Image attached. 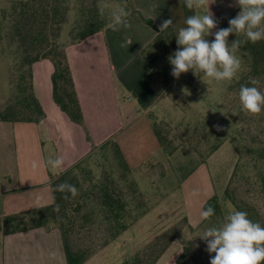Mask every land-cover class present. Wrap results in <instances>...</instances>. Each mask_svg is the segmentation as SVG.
I'll return each mask as SVG.
<instances>
[{
    "label": "trees",
    "instance_id": "trees-1",
    "mask_svg": "<svg viewBox=\"0 0 264 264\" xmlns=\"http://www.w3.org/2000/svg\"><path fill=\"white\" fill-rule=\"evenodd\" d=\"M230 1L223 0V5ZM72 2L80 9L77 13L79 16L77 26L82 32L63 46L58 41L55 27L57 26V31L61 30ZM106 3H114L118 8L105 7ZM10 4V12L5 11V20L8 22L5 28L15 52L9 100L0 108V121L39 123L45 119L46 114L35 92L33 66L38 61L49 59L55 68L52 74L54 101L73 122L83 126L90 140L67 57V46L105 29L111 23L112 13L120 7H124L129 13L138 12L133 0H13ZM183 12L185 18L197 14L196 9L189 10L184 5ZM144 20L157 29L151 19ZM157 31L155 39L143 50V56L149 67V81L160 96L176 81L171 75L172 65L168 58L178 46L174 27L164 32L158 29ZM241 45L244 48L240 68L243 73L226 91V98L231 110L234 111H243L239 101V90L241 86H251L250 77L257 78L264 90V40L255 44L242 42ZM245 114L247 117L245 127L239 130L232 121H227V127L231 130L229 139L239 159L231 174L225 195L237 210L246 211L251 220L264 225V111L257 114L261 117L259 121L254 115L247 112ZM153 127L163 150L168 157L171 156L172 152L168 148L169 145H173L176 138H169L170 130L166 129L167 126L162 128L158 119L153 122ZM190 130L191 127H187L184 135ZM199 135L201 134H195L194 138L198 139ZM203 135L202 138H208L207 135ZM221 143L220 141L218 144L208 146L207 155L218 150ZM109 146L113 147L122 160L127 173L135 174L129 168L118 144L109 141L95 148L89 158L53 181L55 201L52 205L36 210L31 216L25 214L6 216L0 221V229L8 234L32 227L58 225L63 234L68 264H84L100 250L101 246H107L109 242L118 239L148 211L147 198L135 180L131 179L122 187L112 174L108 173L101 178L92 175L86 180L88 188L82 193L79 192L75 198L68 194L69 199H64V193L54 190L56 185L63 182L75 185L79 190L80 179L74 172L87 160L94 159L101 148ZM145 166L141 171L145 172ZM150 167H153V164L150 163ZM192 172L193 170L188 172L185 178ZM251 193L254 196H251ZM57 205L59 208L55 210ZM209 206L214 208L215 216L203 224L213 225L217 223L219 216L223 215L222 206L216 195L205 202L204 209ZM183 225L191 231L195 230L186 216L183 218ZM181 230L182 227L177 226L167 229L144 247L134 248L119 264H156L173 241L182 240ZM93 231L103 237L102 244L91 238L94 235ZM182 243L184 249L177 260L178 264H206L203 250L195 247L197 244L194 239L182 240Z\"/></svg>",
    "mask_w": 264,
    "mask_h": 264
},
{
    "label": "crops",
    "instance_id": "crops-1",
    "mask_svg": "<svg viewBox=\"0 0 264 264\" xmlns=\"http://www.w3.org/2000/svg\"><path fill=\"white\" fill-rule=\"evenodd\" d=\"M133 3L138 12H130L127 17L130 28L114 31L107 26L67 46L90 140L83 126L73 122L54 101L53 62L45 59L34 64L35 92L46 117L39 123L0 121V221L13 214L31 216L36 210L52 205L53 181L109 141L118 144L133 172L146 164L164 166L168 162L153 127L157 119L153 108L162 95H157L149 81L143 50L155 39L164 20H173L175 32L184 26L183 4L180 0H133ZM237 11L238 8L232 15ZM144 18L151 19L157 29ZM122 44L126 46L121 47ZM58 156L65 161L61 169L31 167L33 160L43 162ZM207 195L199 201L183 202L185 216L194 228L204 222L199 213L211 198L209 188ZM139 228L137 219L125 232L136 238ZM182 252L183 244L175 240L156 264H178ZM0 264H68L60 227L51 224L8 234L0 229Z\"/></svg>",
    "mask_w": 264,
    "mask_h": 264
},
{
    "label": "rangeland",
    "instance_id": "rangeland-1",
    "mask_svg": "<svg viewBox=\"0 0 264 264\" xmlns=\"http://www.w3.org/2000/svg\"><path fill=\"white\" fill-rule=\"evenodd\" d=\"M11 1L13 0H0V108L9 100L11 68L14 63L15 47L10 45L11 40L5 28L8 25L5 20V11L10 12ZM74 3L70 5L61 30L57 31V26L55 27V32H58V41L63 46L73 41L82 32L77 26L79 23L77 13L80 9ZM102 4L105 5L104 2ZM106 5L105 7L110 9L118 8L114 3H106ZM237 8L238 11L232 15V11ZM209 9L217 21V28L213 29V35L207 37L211 42L215 31L227 28L228 21L239 13L240 8L235 5V0H231L227 5H223V0H216ZM196 10L197 14L206 11V9ZM243 38V35L232 34L228 42L231 44L233 40L242 41ZM243 53L244 48L240 45L236 52L240 60ZM242 73L243 70L240 69L231 81L218 83L202 74L197 77L190 70L182 73L179 79L167 88L159 103L153 108L162 128L167 126L166 129L170 130L169 138H176L173 145H169L168 149L172 155L168 157V162L164 166L155 163L157 165L150 167V164H147L144 167L145 172L140 169L134 171L135 174L127 173L122 160L113 147L109 146L101 148L94 159L87 160L74 172L80 179V193L88 188L86 180L90 176L101 178L109 173L122 187L126 186L131 179L135 180L148 203V211L138 218L140 220L138 236L130 237L129 232H125L122 237L109 242L107 246H101V251L95 253L88 264H119L134 248L144 247L162 232L176 226L182 227V240L194 239L197 244L195 247L203 250L205 263L210 264L211 255L214 254L206 251L205 242L197 236L212 225L204 223L197 228L193 227L194 231L183 225L185 217L183 202H194L199 201V198H206L209 188L210 197L216 195L223 210V215L219 216L217 223L230 211L237 210L225 195L231 174L239 159L229 139L231 130L227 127V121H232L239 130L245 127L247 117L243 111L231 110L226 91ZM254 117L257 121L261 118L259 115ZM218 126L222 130L218 131ZM187 127H191V130L184 135ZM195 130L196 132H193ZM195 134L201 135L195 139ZM203 134L208 138H202ZM220 141L222 145L219 149L207 155L206 148ZM191 170L193 172L188 176L190 178H185ZM194 191L198 192V195L193 196ZM251 196L254 194L251 193ZM93 234L91 238L102 244L103 237L96 235L95 231ZM182 240L179 241L182 243Z\"/></svg>",
    "mask_w": 264,
    "mask_h": 264
},
{
    "label": "clouds",
    "instance_id": "clouds-1",
    "mask_svg": "<svg viewBox=\"0 0 264 264\" xmlns=\"http://www.w3.org/2000/svg\"><path fill=\"white\" fill-rule=\"evenodd\" d=\"M189 9H206L201 14L189 15L184 19V26L176 32L177 50L169 56L172 65L171 75L179 79L182 73L190 70L194 75L201 74L216 82L231 81L241 68V60L236 55L241 43L253 44L264 40V0H235L240 8L239 13L228 21L227 28H221L214 33L210 42L207 37L213 35L217 21L209 6L216 0H180ZM130 15L124 7L114 11L110 27L117 31L121 27L130 28L127 17ZM172 19H166L160 25V32L173 28ZM244 36V41L228 42L230 35ZM131 44V41L128 42ZM126 45L122 44L121 47ZM251 86H241L239 101L244 112L252 115L264 111V90L257 78L250 77ZM217 130L222 129L217 127ZM62 157L47 161L33 160L31 167L36 170L41 166L53 169L63 168ZM55 191L64 193V199L69 195L75 198L79 190L75 185L63 182L56 185ZM193 196L198 195L194 191ZM39 207V201H37ZM57 205L55 210H58ZM201 221H208L215 216L212 207L202 209L199 213ZM206 243V251L211 255L210 264H264V225L251 220L246 211L233 210L227 213L218 223L205 228L199 236Z\"/></svg>",
    "mask_w": 264,
    "mask_h": 264
}]
</instances>
